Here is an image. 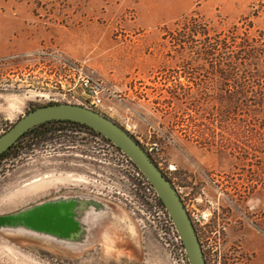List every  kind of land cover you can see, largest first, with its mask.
Listing matches in <instances>:
<instances>
[{
  "label": "rangeland",
  "instance_id": "1",
  "mask_svg": "<svg viewBox=\"0 0 264 264\" xmlns=\"http://www.w3.org/2000/svg\"><path fill=\"white\" fill-rule=\"evenodd\" d=\"M196 13L210 37L237 24L238 40L264 50V0H0V134L35 106L81 104L59 81L82 64L110 90L99 110L179 190L207 264H264V105L233 111L229 85L202 53L205 37H182L190 30L177 22ZM259 74L264 82V59ZM103 148L99 166L62 161L53 149L0 161V214L47 190L83 186L115 197L135 233L121 229L117 243L76 258L0 234V264H190L155 194L108 141Z\"/></svg>",
  "mask_w": 264,
  "mask_h": 264
},
{
  "label": "water",
  "instance_id": "2",
  "mask_svg": "<svg viewBox=\"0 0 264 264\" xmlns=\"http://www.w3.org/2000/svg\"><path fill=\"white\" fill-rule=\"evenodd\" d=\"M50 120L84 123L121 148L161 198L180 234L190 264H207L198 230L177 187L141 143L119 122L100 110L72 102L36 106L0 135V155L26 131ZM132 219L111 197L87 189L64 188L1 213L0 234L17 244L35 240L53 249L68 251V255L76 258L108 240L117 243L116 235L121 229L135 233L136 225Z\"/></svg>",
  "mask_w": 264,
  "mask_h": 264
},
{
  "label": "flooded vegetation",
  "instance_id": "3",
  "mask_svg": "<svg viewBox=\"0 0 264 264\" xmlns=\"http://www.w3.org/2000/svg\"><path fill=\"white\" fill-rule=\"evenodd\" d=\"M51 103H53V102H51ZM81 104H83V103H81ZM83 105H86V104H83ZM30 109H32V108H30ZM29 110H27V112ZM27 112H25L23 115H25ZM63 123L65 124L64 126L59 125V124H63ZM11 127H9V128H11ZM9 128H7L6 130L4 129L1 134L6 132ZM106 141H108L109 145L112 146L113 148H115L116 151L118 153H120L123 156V158L126 159L127 162L130 163V165H131L130 166V171H131L130 173H132L131 175H134V178L140 182L142 187L145 186L146 189L148 191H150L151 194L152 193L155 194L157 201L159 202L163 211L168 213L165 205L163 204L161 198L158 196V194H157L156 190L154 189L153 185L151 184V182L144 175V173L136 166V164L130 159V157L121 148H119L114 142H112L110 139H108L104 134H102L101 132L95 130L94 128H92V127H90L84 123L71 121V120H50V121H46L44 123H41L39 125H36L33 128L26 131L8 150H6L4 153H2V155H0V161H2V160L7 161L11 157H12V159L15 157H18V156L21 157L22 154H26L30 151L31 152H34V151L44 152V151H47L48 149H53L57 155H59V154L64 155V157L62 158V161L65 160L68 163H72L75 161L78 164H80V163L87 164V161L83 158V157H85V158L94 159L95 161H98V166H99V165H101L100 162L103 161V159H104L103 158V156H104L103 146H104V143ZM144 149H145V147H144ZM72 155L80 156V158H74V156H72ZM149 155L154 160V158L152 157V155L150 153H149ZM131 167H132V169H131ZM77 169H79V168H77ZM132 170L134 171V173L132 172ZM136 170H138L141 173V175L138 176L136 174ZM133 186L135 187V186H137V184L134 183ZM66 188H68V189H82V190L85 189L83 186H80V187L67 186ZM62 189L63 188H53V189H50L49 191L47 190L46 192H43L44 194H41L40 197L49 195L51 193L60 191ZM136 189L138 190V188H135V193H134L135 197H137ZM89 190L94 191L93 189L92 190L89 189ZM94 192H98V191H94ZM98 193L103 194L101 192H98ZM110 197H112V196H110ZM112 198L115 199V197H112ZM150 204H151V202L149 203L147 201V205L150 206ZM168 216L171 220V223L174 225V228H176V226H175L171 216L169 215V213H168ZM176 230H177V228H176ZM177 233H178V239L180 240V242L182 244L184 254L188 258L186 249L184 247L183 241L180 237L178 230H177ZM188 260H189V258H188Z\"/></svg>",
  "mask_w": 264,
  "mask_h": 264
},
{
  "label": "trees",
  "instance_id": "4",
  "mask_svg": "<svg viewBox=\"0 0 264 264\" xmlns=\"http://www.w3.org/2000/svg\"><path fill=\"white\" fill-rule=\"evenodd\" d=\"M191 21L192 24L188 26V22ZM181 22L185 23L190 30L185 31L182 37L187 38L195 34L205 37L203 46L206 48L202 53L210 56L211 59L214 58L215 72L220 78L222 77L226 85H229L233 111L264 105V82L260 79L262 75L259 74L264 50L249 42L248 38L238 40L239 35L236 31L239 30V26L237 24L226 33L219 32L214 37H210L207 34L208 24L198 13L185 16L177 23ZM245 31L249 32V30ZM181 43L184 45L188 41L182 40Z\"/></svg>",
  "mask_w": 264,
  "mask_h": 264
},
{
  "label": "built area",
  "instance_id": "5",
  "mask_svg": "<svg viewBox=\"0 0 264 264\" xmlns=\"http://www.w3.org/2000/svg\"><path fill=\"white\" fill-rule=\"evenodd\" d=\"M69 67L70 70H66L68 72L59 81L62 94L99 110L110 92L106 83L82 64H73ZM78 87L82 89L81 93L77 90ZM136 174L141 175L138 170Z\"/></svg>",
  "mask_w": 264,
  "mask_h": 264
}]
</instances>
